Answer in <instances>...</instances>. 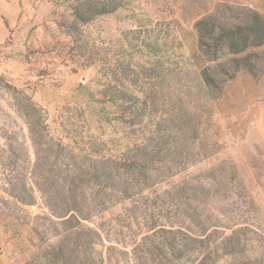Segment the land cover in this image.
I'll return each instance as SVG.
<instances>
[{
    "label": "rangeland",
    "instance_id": "374dc122",
    "mask_svg": "<svg viewBox=\"0 0 264 264\" xmlns=\"http://www.w3.org/2000/svg\"><path fill=\"white\" fill-rule=\"evenodd\" d=\"M71 2L0 0V264H168L164 228L213 232V264H264V43L215 53L197 27L264 16V0H113L87 23Z\"/></svg>",
    "mask_w": 264,
    "mask_h": 264
},
{
    "label": "trees",
    "instance_id": "16d2710c",
    "mask_svg": "<svg viewBox=\"0 0 264 264\" xmlns=\"http://www.w3.org/2000/svg\"><path fill=\"white\" fill-rule=\"evenodd\" d=\"M69 7L72 11V14L74 16L75 21L81 22V23H87L91 21L93 18H95L98 15H102L105 13H109L114 11V5L113 0H72L71 4H69ZM228 10L231 12H234L236 14H240V12L245 10L243 7H229ZM246 14L247 20L244 21V24H235L231 25L229 27L220 26V23L217 21V15H209L206 18H203L197 22V27L201 29L206 30V35H203V33L199 32V45L202 47H206L208 49L209 44L207 42L208 37H213L214 39V52L217 53L218 45L223 44L226 45L230 53L232 54H238L246 50L250 46H260L264 43V16L258 14L257 12H247ZM221 29V32L217 35H215L216 29ZM213 34V36H212ZM203 35V37H202ZM204 51V50H203ZM252 53H247L244 56H238V57H232L230 58L229 62L233 63L234 70H240V69H252L253 62H252ZM225 71V68L223 70ZM252 71V70H250ZM201 80L203 84L206 87L213 88L217 85V76L218 74H211L209 71V66L204 67L201 70ZM120 96V95H119ZM115 98L116 100H125L127 99L125 95L121 97ZM137 102V100H136ZM184 124V123H181ZM177 129L180 131H184L182 127L176 126ZM161 127H157L153 130V134L156 135V139H160L162 136L161 133ZM164 135V134H163ZM164 142H157L154 144L150 151H154L156 154H158L161 150H163L162 146ZM167 151H170L169 148H166ZM156 154H153L156 156ZM193 154V153H192ZM189 154V155H192ZM185 156L184 159H189L192 156ZM109 159H105L103 162L101 169V176H106L110 179L112 177L111 172L106 170L104 168L106 162ZM126 162V159L123 160ZM149 163H153V159H148L147 161L141 160V161H135L133 160V165H138L140 169L146 168ZM194 160H180L178 163L180 165L188 164L193 162ZM176 162V161H171ZM132 163L130 161L128 162V167L131 166ZM100 172V171H99ZM192 185V184H191ZM192 189V187L190 188ZM194 194H197L195 197L198 198L196 201L197 203L202 202L201 198H199V190H197V186H194L193 188ZM184 190H182V197L185 195ZM201 197L203 195L201 194ZM195 200V199H193ZM190 208H192L190 211H187V215H185L189 220L194 221L195 217L199 216V213H197V209L193 207V205L188 204ZM189 209V208H188ZM204 221H199L195 223V226L199 231H203L206 227V225H203ZM163 232L162 236H164V240L167 246L168 251L170 252L171 259H168V264H213V249H210V244L213 245V232L208 235L211 236L208 238H197L192 237L190 233L185 232L181 228L178 229H162ZM197 236V235H194ZM237 238L235 236H229L228 238L225 237V239H222L220 241L221 245H230L229 253H240L238 246L240 245V242H237ZM193 248L192 245H194ZM178 246H181L182 249H180ZM219 247V244L216 245L215 243V253H217V249ZM209 249V250H208ZM181 250L184 254H190L194 250H197V254H202L201 259L198 261L195 260H181V257L183 256L181 253ZM194 253V252H193ZM192 253V254H193Z\"/></svg>",
    "mask_w": 264,
    "mask_h": 264
}]
</instances>
